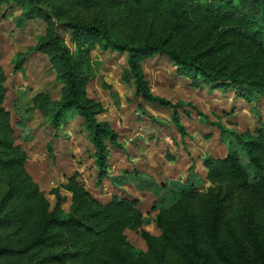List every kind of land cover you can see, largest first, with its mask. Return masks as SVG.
I'll return each mask as SVG.
<instances>
[{"label":"trees","instance_id":"1","mask_svg":"<svg viewBox=\"0 0 264 264\" xmlns=\"http://www.w3.org/2000/svg\"><path fill=\"white\" fill-rule=\"evenodd\" d=\"M10 2L24 4L21 16L15 17L20 26L31 20L47 24L36 45L18 53L14 70H24L28 55L39 52L48 57L56 80L62 84L59 98L40 91L32 98L28 111H40L56 131L70 119L83 120L94 147L97 184L109 174L111 148H125L120 133L109 121L98 117L106 112L103 103L88 93V82L95 76L91 53L98 44L103 51L127 53L125 79L133 80L136 94L145 101L171 111L182 138L188 132L179 108L187 103L152 92L142 66L146 56L166 55L178 74L203 79L213 90L227 92L232 88L246 102L264 96V0H0V6ZM113 8L132 16L154 12L175 17H159L158 22L149 21V17H144L145 21L142 17L125 21L123 17L126 34L113 31L109 17H85ZM131 18H138L134 26L144 29L130 33ZM162 23L170 30L168 34L158 28ZM60 27L83 37L84 42L77 43L75 52L65 42ZM196 28L206 30L209 40H217L197 51L195 47L204 39L200 34L189 47L180 34L187 35ZM6 81L0 63V258L28 256L33 264H264L263 249L256 259L235 255L251 242L241 243L234 225L244 205L264 203L262 121L254 131L242 132L215 122L222 134L230 136L227 155L205 159L208 188L193 187L168 199V207L155 217L161 230L156 236L144 229L147 219L137 199L115 195L102 202L87 189L79 171L53 189L57 203L51 209L45 191L27 169V151L17 142L11 112L5 107ZM239 147L245 151L249 166L242 162ZM49 150L52 154L51 144ZM62 189L71 194L68 211L62 206L68 200ZM127 230L140 234L147 244L146 251L130 242ZM251 241L259 249L254 235Z\"/></svg>","mask_w":264,"mask_h":264},{"label":"rangeland","instance_id":"2","mask_svg":"<svg viewBox=\"0 0 264 264\" xmlns=\"http://www.w3.org/2000/svg\"><path fill=\"white\" fill-rule=\"evenodd\" d=\"M23 8L24 4L19 5L16 2L4 3L0 6V63L7 75L5 107L11 112L17 142L23 145L29 155L27 169L45 191L51 209H54L57 198L53 194V189L65 183L66 178L76 170L82 172V179L87 188L95 194L96 170L92 157L94 147L88 139L81 118L70 119L56 131L45 121L40 111H28L32 106V98L40 91L49 92L55 99L59 98L62 84L56 80V72L48 57L38 52L28 55L24 70H14L18 53H25L28 48L36 45L38 37L45 34L47 25L43 20H38L20 26L15 17L21 16ZM96 15L111 18L113 21L111 24H114L113 31H122V34H126L123 32V29L126 31L123 23L128 17H142L143 21H145L144 17H149V21L156 19L157 22L159 17H175L169 13L154 12L132 16L114 8L102 12L97 10L95 14L87 13L85 17ZM123 17H126L124 22H122ZM133 19L129 20L130 33L133 30L140 32V29H144L141 26L135 27L138 18ZM166 22L170 23V20ZM165 23L158 28L168 34L170 30L166 29ZM59 31L72 52L76 51L78 42H84L83 37L74 30L60 27ZM200 34H204V39L195 47L197 51L207 48L217 40H209L206 30L200 28L192 29L187 35L180 34V39L192 47ZM91 55L95 76L88 82V93L95 100L101 101L106 108L105 113L98 115L99 119L109 121L120 133L122 140L124 137L126 140L127 137L131 138L138 134V132L132 134V131L146 132L148 140L160 134V143L171 144V148L167 149L168 155L177 151L175 158L179 154L180 157L190 155L191 158L196 159L197 155L207 148L211 154L220 156L224 144L226 146L229 144V134H222L215 122L237 132L246 129L254 131L261 125L260 121L264 123V96L256 102H246L232 88L227 92L213 90L212 85L203 79L195 80L188 75L178 74L172 60L166 55L146 56L143 58L142 66L152 92L174 102L187 103V106L179 108L182 123L188 132L182 138L172 121L171 111L159 103L145 101L141 95L136 94L133 80L125 79L129 68L127 53L103 51L98 44ZM144 111L157 116L162 122L153 121ZM153 142H157V139ZM50 144L53 148L52 154L49 150ZM156 152L153 156L158 162L160 156ZM169 160L170 157L167 156L166 161ZM251 179L256 180L253 176ZM61 193L68 196V200L62 204L68 211L71 194L64 189ZM234 225L237 227L236 233L240 237V242H251V246L235 251V255L258 258L259 250H264V203L255 201L244 205ZM131 231L126 232L130 241L137 243V240H141L138 232ZM252 235L259 241V249L254 247L251 241ZM0 264H33V262L28 256H21L0 258Z\"/></svg>","mask_w":264,"mask_h":264},{"label":"crops","instance_id":"3","mask_svg":"<svg viewBox=\"0 0 264 264\" xmlns=\"http://www.w3.org/2000/svg\"><path fill=\"white\" fill-rule=\"evenodd\" d=\"M33 21L38 20L27 21L26 24ZM136 132L138 134L134 137H127L126 140L125 137L123 140L121 139L125 146L124 149L111 148V154L108 158L109 174L103 178L101 184H97V167L95 166V160L93 161L96 170L94 182V186H97L95 188L96 192L94 194L87 189L102 202H108L115 195L122 198L137 199L139 208L147 219L144 229L158 236L161 234V230L155 222L157 213L168 207L167 202L170 197L179 195L183 190H189L193 187L198 189L208 188L210 182L207 179L208 169L205 167L204 161L209 156L225 157L227 146L223 143L224 146L220 156L211 154L207 148L204 152L198 154L196 159L191 158L190 155L180 157L179 154L175 158L176 151L171 155L173 158L166 161L169 154L167 149L171 148L170 143H160V134L155 137L150 136L153 138L148 140L146 132L132 131L131 133L136 134ZM154 139H157V142H153ZM238 150L242 162L249 166V159L245 151L241 147ZM155 152L160 156L158 162L153 156ZM79 172L82 179V172ZM82 180L84 181V179ZM197 181H199V184H197ZM169 203H171V200ZM140 239L137 240V243L130 242L137 248L146 251L147 244L143 238L140 237Z\"/></svg>","mask_w":264,"mask_h":264}]
</instances>
